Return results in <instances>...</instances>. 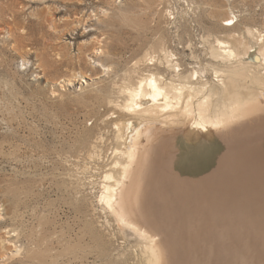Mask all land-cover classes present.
Returning a JSON list of instances; mask_svg holds the SVG:
<instances>
[{"label":"rangeland","instance_id":"374dc122","mask_svg":"<svg viewBox=\"0 0 264 264\" xmlns=\"http://www.w3.org/2000/svg\"><path fill=\"white\" fill-rule=\"evenodd\" d=\"M226 15L235 32L264 31V0H0V264L137 263L98 200L126 113L109 101L129 75L174 76L165 60L143 58L154 47L192 81L195 69L208 78L203 41L226 31ZM256 132L257 154L230 150L239 164L219 205L245 219L244 264H264V118ZM184 143L178 135L167 151L176 164ZM211 145V157L224 148L217 135Z\"/></svg>","mask_w":264,"mask_h":264},{"label":"bare ground","instance_id":"6f19581e","mask_svg":"<svg viewBox=\"0 0 264 264\" xmlns=\"http://www.w3.org/2000/svg\"><path fill=\"white\" fill-rule=\"evenodd\" d=\"M234 18H221L226 31L204 38L211 58L205 80L195 69L192 81L169 59L173 54L162 56L154 47L143 58L165 60L174 76L129 75L119 88L122 99L109 101L126 113L114 123V160L101 176L98 200L136 249V264H244L245 219L219 205L236 179L231 172L239 162L230 166V150L252 147L257 154L252 145L264 118V31L243 26L235 32ZM178 135L186 147L176 164L167 151ZM216 135L224 148L211 157ZM201 193L208 196L196 201Z\"/></svg>","mask_w":264,"mask_h":264},{"label":"snow or ice","instance_id":"6c2138e0","mask_svg":"<svg viewBox=\"0 0 264 264\" xmlns=\"http://www.w3.org/2000/svg\"><path fill=\"white\" fill-rule=\"evenodd\" d=\"M228 23H231V21H228Z\"/></svg>","mask_w":264,"mask_h":264}]
</instances>
